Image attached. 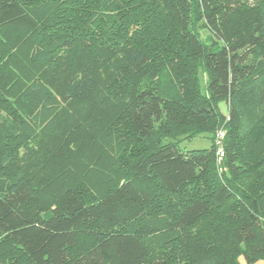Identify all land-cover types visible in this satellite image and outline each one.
Instances as JSON below:
<instances>
[{
    "label": "trees",
    "instance_id": "obj_1",
    "mask_svg": "<svg viewBox=\"0 0 264 264\" xmlns=\"http://www.w3.org/2000/svg\"><path fill=\"white\" fill-rule=\"evenodd\" d=\"M258 260L264 0H0V264Z\"/></svg>",
    "mask_w": 264,
    "mask_h": 264
},
{
    "label": "rangeland",
    "instance_id": "obj_2",
    "mask_svg": "<svg viewBox=\"0 0 264 264\" xmlns=\"http://www.w3.org/2000/svg\"><path fill=\"white\" fill-rule=\"evenodd\" d=\"M200 34L205 41L209 42V40L207 39V36H208L207 30L201 29ZM205 84H206V76L203 72H201L200 73V85H201L202 89L205 88ZM219 107H220L221 111L227 112V108H226V105L224 102H220ZM218 133L216 134V140H217ZM181 140L182 141L180 142L179 147L183 151L200 149V148H207L210 144V135L202 134V135H199V136L194 137V138L189 139V140H184V139H181ZM219 158H220V156H219ZM254 264H264V261L258 260Z\"/></svg>",
    "mask_w": 264,
    "mask_h": 264
},
{
    "label": "built area",
    "instance_id": "obj_3",
    "mask_svg": "<svg viewBox=\"0 0 264 264\" xmlns=\"http://www.w3.org/2000/svg\"><path fill=\"white\" fill-rule=\"evenodd\" d=\"M222 136H223L222 133L219 132L218 135H217V140H216V144L218 145L217 153H218V155L220 157H222V155H223V150H222V148L220 146V139L222 138Z\"/></svg>",
    "mask_w": 264,
    "mask_h": 264
}]
</instances>
